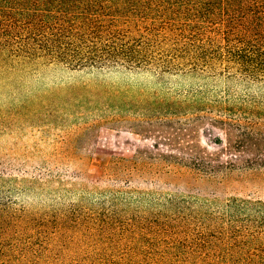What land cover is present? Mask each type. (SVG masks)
Here are the masks:
<instances>
[{
	"label": "rangeland",
	"instance_id": "1",
	"mask_svg": "<svg viewBox=\"0 0 264 264\" xmlns=\"http://www.w3.org/2000/svg\"><path fill=\"white\" fill-rule=\"evenodd\" d=\"M158 11L219 22L193 0ZM193 62L0 54V264H264V215L226 207L264 202V80Z\"/></svg>",
	"mask_w": 264,
	"mask_h": 264
},
{
	"label": "trees",
	"instance_id": "2",
	"mask_svg": "<svg viewBox=\"0 0 264 264\" xmlns=\"http://www.w3.org/2000/svg\"><path fill=\"white\" fill-rule=\"evenodd\" d=\"M171 1L0 0V54L71 68L163 71L186 56L196 68L226 65L250 80H264V0H193L219 6V22L163 20L158 9ZM190 158L199 162L198 171L213 172L205 157ZM226 207L264 215L262 201L231 199Z\"/></svg>",
	"mask_w": 264,
	"mask_h": 264
}]
</instances>
